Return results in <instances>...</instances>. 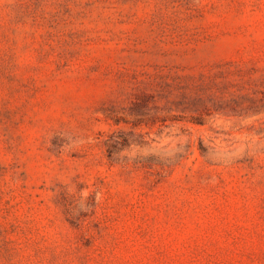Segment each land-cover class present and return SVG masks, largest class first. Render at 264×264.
<instances>
[{
    "label": "rangeland",
    "instance_id": "374dc122",
    "mask_svg": "<svg viewBox=\"0 0 264 264\" xmlns=\"http://www.w3.org/2000/svg\"><path fill=\"white\" fill-rule=\"evenodd\" d=\"M0 264H264V0H0Z\"/></svg>",
    "mask_w": 264,
    "mask_h": 264
}]
</instances>
